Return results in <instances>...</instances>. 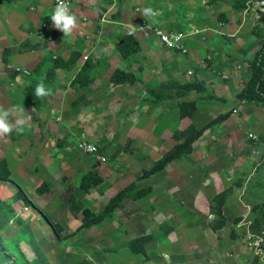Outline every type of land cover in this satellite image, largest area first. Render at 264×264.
<instances>
[{"label": "rangeland", "instance_id": "374dc122", "mask_svg": "<svg viewBox=\"0 0 264 264\" xmlns=\"http://www.w3.org/2000/svg\"><path fill=\"white\" fill-rule=\"evenodd\" d=\"M208 1L175 0V3L203 12L210 10ZM237 1L245 0H222L213 4L223 6L226 13L235 9L233 20L244 13L248 24L241 29L246 34L241 32V37L249 38L254 34L255 40L263 42L261 21L264 17L259 15L257 25L251 26L252 10L238 8L234 5ZM96 12L90 13V23ZM218 25L220 27V23ZM194 31L187 30V33ZM199 31L205 38L203 44L209 40L207 36L215 33L205 29ZM189 40L186 41L189 55H178V66L170 67V71L174 68L182 78L187 77L189 69L185 58H190L191 48L198 44L192 41L190 45ZM256 52L246 59L248 68ZM164 54L161 50L156 54L157 81L149 80L145 85L153 88L151 94L163 95L166 104L173 103L170 122L175 121L169 123L172 131L160 125L153 133L157 123L146 124L141 117L136 123L133 114L143 108L130 103L103 122H93L91 116L86 118L91 129L84 134L80 124L83 121L78 123L82 120L80 111L70 116L67 129L58 127L56 130L48 128L43 121L38 123L42 117L49 116L38 113L39 121L27 123L22 132H13L0 139V164L3 162L7 173L0 178V264H264V106L252 108L242 104L238 94L233 98L235 104L228 105L226 101L225 111V101L217 100L214 89H209L204 99L218 101L219 108L223 104L221 113L225 114L213 117V121L208 120L209 123L201 127L196 124L195 112L191 119L195 123H187L183 129L178 119L180 106L185 103L196 106L198 99L195 94L184 97L187 93L184 88L188 85L168 87L171 73L163 71L166 63L163 64L161 57L166 58ZM139 56L127 59L130 61L125 66L133 69L127 74L136 77L135 73H139L140 77L147 78L140 60L136 61ZM214 56L215 53L203 54L202 60L210 58L202 70L212 68ZM195 77L193 72L191 79L187 77L186 80L192 81ZM48 82H55L53 75H48ZM58 82L67 102L73 101L74 81L69 85V78L63 76ZM136 83L121 86L123 91L119 94L125 92L127 96H134L127 93V88L137 90ZM191 84L202 86L203 90L195 91L204 93L203 85ZM211 85L217 87L219 83ZM50 93L52 97L54 92ZM21 98L19 102L24 108L25 101ZM178 109L176 113L174 110ZM56 117L53 116L52 121ZM228 119L233 121L225 122ZM56 123L65 122L60 118ZM134 127L141 130L131 135ZM206 130L210 131L202 140L198 157H192L198 161L192 169L197 168L195 177L190 170H185L187 182L181 185L158 172L163 158L176 151L180 143L198 136L196 144ZM250 132L257 134V141L249 136ZM158 136L162 148L158 147ZM80 142L94 145L97 155L86 153L79 147ZM193 149L192 146V153L184 156H191ZM170 164L164 167V172ZM93 168L104 181L91 190L82 212L76 215L71 203L82 178ZM217 173L224 179L212 177ZM133 184L145 189L146 194L137 200L125 198L115 212L102 219L109 203ZM85 209L94 214L97 224L85 226ZM131 248L137 249L139 254Z\"/></svg>", "mask_w": 264, "mask_h": 264}, {"label": "crops", "instance_id": "0c3cea01", "mask_svg": "<svg viewBox=\"0 0 264 264\" xmlns=\"http://www.w3.org/2000/svg\"><path fill=\"white\" fill-rule=\"evenodd\" d=\"M208 2L211 4L210 10L199 12V10L188 9L186 4L180 2L176 4L175 0H75L74 12L81 18V22L78 23L79 26L74 30L73 35L66 39L61 31L49 27L50 15L56 7L55 0H0V108L22 107L19 100L23 97L26 105L25 115L31 116L28 123L39 121L38 113L49 114L48 118L42 117L38 123L43 121L48 128H55V130L58 127L67 129L70 116L80 111L82 120L78 123L83 121L80 124L83 125L81 132L84 134L91 129L86 121L89 116L93 122H103L114 113H120L127 104L137 103L143 110L139 109V112L133 114L136 123L142 119L146 124L157 123L153 133L160 129V125L171 130L169 123L175 121L173 119L170 122L173 118V103L170 102L169 105L165 101L156 103L154 95L151 94L153 88L145 85L147 81L155 82L159 77L156 54L161 50L166 53L164 54L166 58L161 57L163 64L166 63L163 65V71L171 73L168 76V87L185 86L191 83L204 86L203 94L194 91L187 96L195 94L198 99L195 113L198 123L196 124H201L202 127L204 123H209L208 120L213 121V117L225 114L221 113L223 104L219 108L218 101L204 99L210 93L209 89H214L217 100H224L225 103L229 101L228 105L235 104L233 98L241 94L245 82L247 83L251 78V70L247 67L246 59L253 55V51H258L262 45L259 39L255 40L254 34L249 38L241 37V32L245 34L241 29L247 28L248 24L244 13H240L238 19L233 20V16L236 15L235 9L226 13L227 10H224L223 6L213 4L220 3L222 0ZM147 7L153 8L158 13L156 18H148L137 11L138 8ZM95 10L97 12L93 16L94 21L90 23L89 16H92L90 13ZM252 12L253 24L250 25L254 27L260 16ZM248 13L245 12V14ZM220 15L226 16L219 19ZM225 19L229 22L225 23ZM219 22H224V24L220 23V27L223 25L225 27L220 28ZM149 24L153 29L183 32L187 35H191L187 33V30L205 29L215 32L207 36L209 40L206 44H203L198 37L189 38L190 45L192 41L198 43L190 47V58H185L189 67L186 76L191 79L193 75L189 77L187 73H196L192 81H187V77L184 76L182 78V75L176 73L174 68L170 71L171 66H178V55L172 52L167 53L169 51L163 48L151 30L142 29L144 25ZM128 35H133L140 46V56L136 61L140 60L141 68L147 77L142 78L139 73H135L138 89L130 91L131 88H127V93L134 96H127L125 92L120 95L119 92L123 89L110 84V78L117 70L125 73L133 72L130 65L125 66V63L131 59L124 60L117 51L120 42ZM247 40L250 41L248 44ZM7 50L10 53L7 55L8 63H5L3 60ZM206 53L216 54L212 57L213 65L208 71L202 70L203 68L199 65L203 54ZM86 56L89 57L87 60ZM16 69L29 72L30 76H18L15 73ZM49 74L53 75L55 82H48ZM63 76L69 78V85L74 81L72 86L75 89L72 98L75 99L71 102H67L64 98L66 95L58 82L59 77ZM40 82H43L50 92H54L52 97L51 93L39 99L35 96V87ZM213 82H218L219 85L213 87L211 85ZM153 83L150 84L154 85ZM241 103L252 108L256 106L242 101ZM228 105L227 103L224 105L225 111ZM58 109H61L62 114L65 113V115L59 114ZM174 111L178 113L179 109ZM55 115L58 117L52 121ZM101 116L105 117L101 119ZM60 118H63L64 124L56 123V120ZM178 119L179 123L183 124V129L187 127V123H195L194 119L180 120V112ZM229 120L231 119L225 122ZM221 126H224V123ZM140 130L134 127L130 131L131 135ZM208 131L210 130L202 133L199 141L193 144L191 156H183L180 160L171 162L161 175L174 179L181 185L187 182L185 170H190L195 177L197 168L192 169L197 166L198 161L192 157H198L202 140L207 136ZM216 131L217 129L210 134ZM157 138L158 147L162 148V140L159 136ZM199 142L200 144L197 145ZM196 145L197 149H195ZM187 160L194 161V164L190 161L191 167H188L190 163ZM199 169L202 170V168ZM203 176L206 177V174ZM212 177L224 179L220 173L212 174Z\"/></svg>", "mask_w": 264, "mask_h": 264}, {"label": "trees", "instance_id": "16d2710c", "mask_svg": "<svg viewBox=\"0 0 264 264\" xmlns=\"http://www.w3.org/2000/svg\"><path fill=\"white\" fill-rule=\"evenodd\" d=\"M254 0H245L244 2H234V5L238 8L246 9L247 2H251ZM221 17H225L220 15ZM223 23L224 22H219ZM261 30L264 32V18L261 21ZM118 53L122 56L124 60L130 59L140 54V46L136 41V38L133 35H128L123 38L120 42L118 49ZM10 51H6L4 54V62L8 63L7 55ZM7 54V55H6ZM6 56V57H5ZM63 62V60L61 61ZM251 70V78L247 82L245 88L241 92L240 101L255 104L257 106H264V41L260 49L255 53L253 60L249 64ZM18 76H21L17 74ZM137 82L136 77L133 74H127L123 71L117 70L114 75L110 78V84L114 87H121L124 85H133ZM201 86L197 85H188L184 88V91L187 94L193 93L196 89H202ZM156 103L162 102L163 95L153 94ZM184 96V97H185ZM196 112V106L194 103H185L180 106V119H192L193 114ZM198 139V136H192L186 138L180 145L177 147L176 151L169 153L166 157L163 158L162 162L159 165L158 172H163V169L166 165L171 163L177 158H180L184 155H190L192 153L193 143ZM181 141V140H180ZM177 152V153H176ZM97 155V154H96ZM99 167L98 164L95 165ZM7 176L6 171L3 169V162L0 164V178H4L3 175ZM104 178L99 175L96 169L93 168L86 176L82 178L81 185L77 188L76 193L74 195V200L71 203V209L73 212L79 214L82 212L87 195L91 192V190L102 184ZM43 189V188H40ZM146 194L145 189H139V187L135 184L131 185L128 189L121 192L116 198H114L108 205L106 209V213L103 214L102 219L110 216L115 210L119 207V205L124 201L125 198L133 197L134 199H139ZM85 226H89L90 224H97L98 222L94 221V214L89 210L85 209ZM98 221V220H97ZM133 252L138 253V250L135 248H131Z\"/></svg>", "mask_w": 264, "mask_h": 264}, {"label": "clouds", "instance_id": "9594fccd", "mask_svg": "<svg viewBox=\"0 0 264 264\" xmlns=\"http://www.w3.org/2000/svg\"><path fill=\"white\" fill-rule=\"evenodd\" d=\"M142 15L154 18L158 13L153 8L147 7L143 9ZM50 19L54 28L61 31L66 39L70 38L79 26L76 15L71 12L65 0H57V6L50 15ZM34 94L39 99L50 95V90L43 82H40L36 85ZM30 120L31 116H26L25 109L22 107L0 108V139L11 136L13 132H22L23 127Z\"/></svg>", "mask_w": 264, "mask_h": 264}, {"label": "built area", "instance_id": "2783aa9c", "mask_svg": "<svg viewBox=\"0 0 264 264\" xmlns=\"http://www.w3.org/2000/svg\"><path fill=\"white\" fill-rule=\"evenodd\" d=\"M65 2L69 5V8L73 14L76 15L78 23L81 22V18L74 12V3L75 0H65ZM55 5L57 6V0H55ZM252 10L255 13L259 14L260 16H264V0H254L251 2H248L246 11ZM137 11L139 13L143 12L142 8H138ZM147 17V16H146ZM157 17V16H156ZM154 17V18H156ZM152 18V17H148ZM86 21V19H84ZM50 29H55L52 22L49 25ZM142 29H147L151 30V33L158 39L159 43L163 46V48L169 52H172L177 55L181 56H188L189 55V50L187 48L186 41L190 37H198L200 41H205V38H202V34L199 30H195L191 35H183L181 33H175L172 31H167V30H162V29H153L151 27V24L144 25ZM89 57L86 56L85 59L87 60ZM210 57L206 58L205 60H202L200 62V67L201 68H206V62ZM15 73L19 75H27L30 76L29 72L23 71L22 69H16ZM188 76H192L193 72H188ZM225 78H223L224 80ZM249 136L254 140H258V136L255 133H249ZM79 147H81L86 153L89 155H94L96 154V147L92 144H88L87 142H80Z\"/></svg>", "mask_w": 264, "mask_h": 264}]
</instances>
